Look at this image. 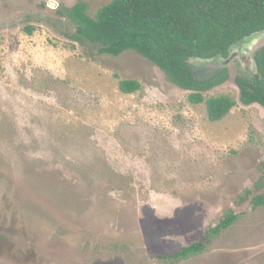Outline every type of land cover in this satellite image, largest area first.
<instances>
[{
  "label": "rangeland",
  "instance_id": "374dc122",
  "mask_svg": "<svg viewBox=\"0 0 264 264\" xmlns=\"http://www.w3.org/2000/svg\"><path fill=\"white\" fill-rule=\"evenodd\" d=\"M110 1L0 0V264H264V205L251 202L264 196V108L239 100L237 61L204 93L236 101L211 122L149 60L70 39L56 13ZM229 212L203 253L166 257Z\"/></svg>",
  "mask_w": 264,
  "mask_h": 264
},
{
  "label": "trees",
  "instance_id": "16d2710c",
  "mask_svg": "<svg viewBox=\"0 0 264 264\" xmlns=\"http://www.w3.org/2000/svg\"><path fill=\"white\" fill-rule=\"evenodd\" d=\"M84 2L72 8L56 10L74 25L70 39L98 45V52L118 56L133 50L160 69L172 84L188 91L191 104L203 103L207 119L218 122L236 105L228 95L205 97L204 93L228 80L223 70L211 79L192 77L186 65L189 57L228 56V47L252 33L264 29V0H111L87 14ZM33 28L25 31L32 34ZM258 76L251 80L235 78L239 100L244 105L259 104L264 108V49L256 54ZM135 80H120L118 88L130 94L140 89ZM253 205H264V196L253 197ZM236 215L225 214L219 224L207 230L204 241L180 248L167 255L174 260H188L204 252L209 240L220 229H227Z\"/></svg>",
  "mask_w": 264,
  "mask_h": 264
},
{
  "label": "water",
  "instance_id": "95a60500",
  "mask_svg": "<svg viewBox=\"0 0 264 264\" xmlns=\"http://www.w3.org/2000/svg\"><path fill=\"white\" fill-rule=\"evenodd\" d=\"M47 7L55 9L52 6L47 5ZM262 49H264V29L232 43L227 49L228 56L226 57L222 54L207 58L189 57L186 60V65L194 79L205 81L228 69L231 63L236 60V77L251 80L258 76L255 58Z\"/></svg>",
  "mask_w": 264,
  "mask_h": 264
}]
</instances>
